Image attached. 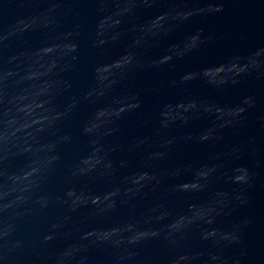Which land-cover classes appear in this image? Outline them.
<instances>
[{
    "label": "water",
    "instance_id": "water-1",
    "mask_svg": "<svg viewBox=\"0 0 264 264\" xmlns=\"http://www.w3.org/2000/svg\"><path fill=\"white\" fill-rule=\"evenodd\" d=\"M0 264H264V0H0Z\"/></svg>",
    "mask_w": 264,
    "mask_h": 264
}]
</instances>
